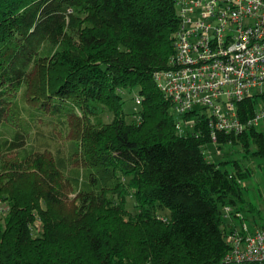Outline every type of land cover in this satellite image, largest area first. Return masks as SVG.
I'll use <instances>...</instances> for the list:
<instances>
[{
  "label": "trees",
  "instance_id": "obj_1",
  "mask_svg": "<svg viewBox=\"0 0 264 264\" xmlns=\"http://www.w3.org/2000/svg\"><path fill=\"white\" fill-rule=\"evenodd\" d=\"M175 2L0 0V264L223 263L222 208L244 202L249 171L211 160L205 114L179 117L156 85ZM236 140L264 157L257 126L215 144Z\"/></svg>",
  "mask_w": 264,
  "mask_h": 264
},
{
  "label": "built area",
  "instance_id": "obj_2",
  "mask_svg": "<svg viewBox=\"0 0 264 264\" xmlns=\"http://www.w3.org/2000/svg\"><path fill=\"white\" fill-rule=\"evenodd\" d=\"M175 5L179 28L171 66L154 74L175 113H204L212 143L218 132L239 135L264 124V0H176ZM175 124L183 129L193 119ZM225 241L222 264H264V226L230 228Z\"/></svg>",
  "mask_w": 264,
  "mask_h": 264
},
{
  "label": "rangeland",
  "instance_id": "obj_3",
  "mask_svg": "<svg viewBox=\"0 0 264 264\" xmlns=\"http://www.w3.org/2000/svg\"><path fill=\"white\" fill-rule=\"evenodd\" d=\"M136 94L135 89L132 91H122L124 98L122 108L125 111L124 116L127 122L135 119H137L136 122H138L139 120L138 113L136 112L139 108V104L135 100ZM134 112L136 113L134 114ZM111 117V114L103 113L101 115V120L108 122ZM190 118H185V120L188 121ZM94 121L97 123L99 118H94ZM257 130L264 133V124L258 125ZM220 146L221 148L217 146V144L209 142L211 151L213 152L216 150L215 154L210 157L211 160L218 162L226 158L230 160L235 159L239 163L242 170L249 171V176L241 180L239 183L242 187L244 202L240 203L238 201L240 198H235L237 201H234V206L224 205L222 208L224 214L223 221L226 228L225 232L227 233L230 228L242 229L243 224L246 225L248 230H252L257 226H264V157L253 154V150L256 147L252 142H250L247 149L238 140L234 143L221 144ZM226 167L229 170L232 169L231 165H226ZM70 196L72 197V195ZM226 199H229V197H226ZM241 205L242 208L240 207ZM126 206L129 211L132 213L135 212L136 208L133 196L127 195ZM226 208H228L229 211H226ZM157 213L158 215L165 217L169 214V210L167 208H163L159 209ZM34 226L37 228L38 222H35Z\"/></svg>",
  "mask_w": 264,
  "mask_h": 264
}]
</instances>
